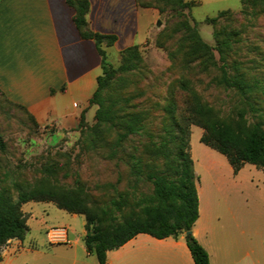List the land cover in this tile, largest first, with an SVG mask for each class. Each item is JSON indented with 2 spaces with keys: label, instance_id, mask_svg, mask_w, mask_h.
Here are the masks:
<instances>
[{
  "label": "rangeland",
  "instance_id": "obj_1",
  "mask_svg": "<svg viewBox=\"0 0 264 264\" xmlns=\"http://www.w3.org/2000/svg\"><path fill=\"white\" fill-rule=\"evenodd\" d=\"M189 3V8H181L176 0H136L137 6L146 12L147 35L141 43L132 45L137 46L141 60L131 72L118 73L110 91L112 95L121 94L129 104L145 111L153 141L145 136H133L117 146L114 130L105 127L93 130L94 123H85L78 134H57L54 126L38 125L28 110L8 103L0 95V178L6 177L25 188H53L78 196L96 211L113 199L121 200L122 195L129 210L140 197L152 194L153 186L145 173L162 166L161 158L151 149L152 143H159L160 136L164 135L163 119L167 116L164 108L169 102H176L177 116L181 118L190 114L197 98L213 107L222 118L235 119L237 112L246 108L245 101L219 83L222 63L217 48L228 34L236 32L231 36L234 42L229 61L239 64L241 72L252 82H264V4H255L253 0ZM220 10L226 13L218 17ZM193 29L210 52L196 51ZM120 30L123 35L132 33L135 23H122ZM102 48L113 67L119 68L125 48L112 51L106 43ZM250 116L246 114V118ZM190 130L191 150L199 171L200 164L228 163L224 155L200 141L203 129L192 125ZM132 156L141 160L143 174L140 176L131 170ZM242 176L245 182L241 191L233 190L228 184L216 192L217 213L221 219L217 222L218 246L226 251L228 248L229 252L232 247L236 248L226 256V263L243 258L247 243H254L264 259V169L247 164ZM209 178L201 171L203 185ZM226 194L228 203L223 202ZM43 206L44 202L23 206L30 228L27 240L45 239V233L39 231L43 219L50 226L63 227L66 233L69 230L73 238H84V216L72 219L70 214L52 212L47 218L42 212ZM32 210L34 215L29 216ZM231 210L236 216L234 222L229 216ZM61 248L58 256H70L66 247ZM140 249V245L131 246L126 256L132 257ZM217 256L215 264H224L221 255Z\"/></svg>",
  "mask_w": 264,
  "mask_h": 264
},
{
  "label": "trees",
  "instance_id": "obj_2",
  "mask_svg": "<svg viewBox=\"0 0 264 264\" xmlns=\"http://www.w3.org/2000/svg\"><path fill=\"white\" fill-rule=\"evenodd\" d=\"M66 1L76 11L74 23L81 36L95 41L101 57L102 74L97 79L98 86L90 100V104L98 107L92 129H113L117 146L133 136H145L153 141L154 135L148 132L149 121L145 111L129 104V100H124L121 94H110L118 73L131 72L141 60L137 46L125 49L122 52V65L114 68L102 45H113L116 37L88 29V0ZM176 1L181 8L191 6L185 0ZM253 2L264 4V0ZM225 13L221 11L218 17ZM236 34H228L217 48L222 63L219 66V83L234 90L245 101L246 108L239 110L235 119L222 118L213 107L201 103L197 98L194 99L190 114L181 118L177 116L176 102H169L164 108L167 115L163 119L164 135L160 136L159 143H152L151 149L161 158L162 166L145 173L153 186L152 194L140 197L129 210H126L127 200L122 195L121 200L113 199L96 211L78 196L53 188H25L16 181L0 178V262L9 242L14 239L23 241L29 232L28 214L24 212L23 206L29 202H53L59 209L84 216V245L88 254L94 255L99 264H107L108 252L118 250L139 234L159 240L169 237L178 239L185 234L194 263L210 264L207 250L193 234L186 235V232H192L200 215L199 177L191 155L190 127L194 125L203 129L200 141L224 155L235 174L245 164L264 169V82H252L241 72L239 64L229 61L234 42L231 36ZM192 38L196 40L197 52H210L195 29ZM0 95L8 103L19 106L8 101L1 91ZM247 113H250V118H246ZM84 125L82 117L80 128ZM130 167L135 176L143 174L141 160L136 156H132Z\"/></svg>",
  "mask_w": 264,
  "mask_h": 264
},
{
  "label": "crops",
  "instance_id": "obj_3",
  "mask_svg": "<svg viewBox=\"0 0 264 264\" xmlns=\"http://www.w3.org/2000/svg\"><path fill=\"white\" fill-rule=\"evenodd\" d=\"M88 1V29L102 35H114L115 43L108 46L112 51L129 48L146 37V12L137 6L136 0ZM191 1L195 0H185ZM75 14V9L66 0H0V91L8 101L28 110L38 125L54 126L57 134H78L82 117L91 125L98 108L90 104V100L102 74L101 57L95 41L81 36L74 23ZM133 22L134 32L120 33L122 23L132 25ZM192 158L194 160L193 154ZM246 165L235 174L229 162L200 164L201 171L210 176L203 185L201 171L194 160L195 172L200 178L197 184L200 215L192 234L207 250L210 264L216 263L219 254L224 264H264L254 243H247L244 257L231 263H226V256L236 248L232 247L229 252L217 243L220 238L217 222L221 219L217 213L216 192L228 184L233 190L241 191ZM223 199L228 203L227 194ZM44 205L42 212L47 218L52 212L70 214L72 219L80 216L59 209L53 203L44 202ZM30 213L29 216L34 215L33 210ZM229 216L231 221H236L232 210ZM55 228L63 227L50 226L43 219L39 231L45 233V239L27 240V234L23 241L11 240L0 264H99L95 256L88 254L83 238L71 237L69 230L68 242H54L48 232ZM135 245H140L141 249L132 257L126 256L128 249ZM61 247H66L70 256H58ZM166 261L167 264H195L184 235L178 239L159 240L139 234L107 254V264H166Z\"/></svg>",
  "mask_w": 264,
  "mask_h": 264
},
{
  "label": "built area",
  "instance_id": "obj_4",
  "mask_svg": "<svg viewBox=\"0 0 264 264\" xmlns=\"http://www.w3.org/2000/svg\"><path fill=\"white\" fill-rule=\"evenodd\" d=\"M51 238L54 240V241H67V233L65 231V229H53L51 231Z\"/></svg>",
  "mask_w": 264,
  "mask_h": 264
},
{
  "label": "water",
  "instance_id": "obj_5",
  "mask_svg": "<svg viewBox=\"0 0 264 264\" xmlns=\"http://www.w3.org/2000/svg\"><path fill=\"white\" fill-rule=\"evenodd\" d=\"M190 234H192V232H190V231L189 232H186V235H190Z\"/></svg>",
  "mask_w": 264,
  "mask_h": 264
}]
</instances>
